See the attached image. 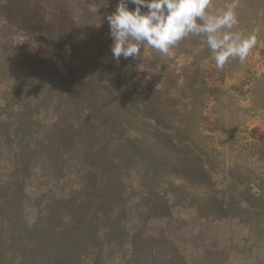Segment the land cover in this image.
Wrapping results in <instances>:
<instances>
[{
    "label": "rangeland",
    "instance_id": "374dc122",
    "mask_svg": "<svg viewBox=\"0 0 264 264\" xmlns=\"http://www.w3.org/2000/svg\"><path fill=\"white\" fill-rule=\"evenodd\" d=\"M35 2L0 0V264H82L101 239L106 264L138 261L128 239L144 193L174 196L180 216L201 219L184 226L202 244L231 243L238 261L264 264V0H239V30L257 44L223 69L195 37L173 58L147 50L117 63L106 19L117 0ZM94 146L97 183L84 166ZM21 212L33 213L32 231H21ZM11 218L13 237H1Z\"/></svg>",
    "mask_w": 264,
    "mask_h": 264
},
{
    "label": "clouds",
    "instance_id": "9594fccd",
    "mask_svg": "<svg viewBox=\"0 0 264 264\" xmlns=\"http://www.w3.org/2000/svg\"><path fill=\"white\" fill-rule=\"evenodd\" d=\"M129 4L134 6L131 10ZM238 6L239 0H225L221 7L213 0H117L115 10L106 16L112 57L119 63L121 57L137 59L153 50L173 58L182 41L195 37L218 69L232 59L243 62L257 39L239 30ZM183 84L181 77L177 87Z\"/></svg>",
    "mask_w": 264,
    "mask_h": 264
},
{
    "label": "crops",
    "instance_id": "0c3cea01",
    "mask_svg": "<svg viewBox=\"0 0 264 264\" xmlns=\"http://www.w3.org/2000/svg\"><path fill=\"white\" fill-rule=\"evenodd\" d=\"M85 174L87 176L89 175L87 173ZM64 178H67L66 174ZM57 183L58 181L52 182L49 185L50 188L56 186ZM85 189L86 187H80L79 191ZM31 197H33V195H31ZM148 197L147 193H144L140 198L141 211L139 213L135 211L133 214L138 226L134 230L129 231L128 239L130 250L134 251L135 248L139 249L137 244H140L144 255L142 254L138 261H128L125 260L122 255H118L117 264H244L242 260L238 261L243 255L242 249L240 253H238L237 249H234L233 244L226 243L207 246L202 244V238H197V236L192 234L193 230L190 229L191 231L188 230L189 232L186 233L184 226L186 222H201L202 220L197 218L196 215H188L187 219L180 216L181 214L179 215V213L183 210V206L178 203L174 196H161L155 201H147ZM16 218L17 222H21V224L24 225L20 228L23 233H26V231L30 232L37 226L33 213L21 212ZM203 221H206L209 225L218 223L217 221L214 222V220ZM7 223L1 230V237L3 236L7 239H11L13 236L9 224H13L12 218ZM18 227L19 226H17V228ZM133 236L136 237L135 245L131 242ZM157 246H163L166 252L161 254L155 253ZM108 247L109 246L104 245L102 239L98 241V244H93V246H84V250L82 251V264H106L103 255ZM112 247L121 251V246H119L118 249V247L113 244ZM88 248H91L90 251L94 256L87 251ZM99 254L100 259L98 256ZM24 263L25 262H21L18 258L17 261L7 260L5 263L1 264Z\"/></svg>",
    "mask_w": 264,
    "mask_h": 264
},
{
    "label": "trees",
    "instance_id": "16d2710c",
    "mask_svg": "<svg viewBox=\"0 0 264 264\" xmlns=\"http://www.w3.org/2000/svg\"><path fill=\"white\" fill-rule=\"evenodd\" d=\"M29 4H30V6H32V9H37L38 10V3L37 2H35V0H29ZM33 19H34V17H33ZM27 21H29L28 23H29V25H31L33 22V20L30 18V20L28 19ZM40 21H42V20H40ZM50 22H43L39 27H43V26H47L48 24H49ZM36 25V24H35ZM49 25H52V26H54V25H56L57 26V24H55V23H50ZM58 25H60L61 27H63V28H65V25H66V21H65V19L64 20H61V22H59L58 23ZM32 26H34L33 24H32ZM51 26V27H52ZM59 27V26H58ZM38 29H40V28H38ZM31 32V31H30ZM40 32V30H37L35 33H36V35H34V33H31L30 35L31 36H33V38H38V40H41V42H42V40H44L45 39V37H44V35H40V34H37V33H39ZM65 34H66V36H67V38H66V40L68 39V37H71V33H70V31H68L67 29L65 30ZM69 39H71V38H69ZM66 40H65V42H64V44H61L62 45V47L63 46H65L66 44H67V42H66ZM44 43V42H43ZM43 46H47V43L45 42V44H43ZM43 51H44V53L46 54H48L49 55V53H48V49L46 48V47H44L43 48ZM42 51V52H43ZM52 56L53 55H50L46 60H45V62L46 63H49V64H51L54 68H53V71H54V73L56 74V73H58V70H57V66H58V63H57V61H54L53 59H52ZM51 57V58H50ZM103 67V66H102ZM104 68V67H103ZM103 68H102V70H103ZM67 142L69 141L68 139H65ZM70 141H72V140H70ZM86 151L88 152V153H90L91 155H92V158H89V160H88V162H89V164L87 163V164H84V166H85V173H87V174H89L88 175V178H87V180H95L94 182L95 183H97L98 181L100 182L101 180V178H100V174H101V167H99L98 166V164L97 165H95V164H93V162H94V159L95 158H93L95 155L97 156V157H99V155H100V151H99V149H98V147L97 146H94V147H87L86 148ZM96 160H97V162L100 160L101 162H103L102 161V159L101 158H96ZM99 163V162H98ZM127 178V177H126ZM125 178V179H126ZM185 182V181H184ZM187 182H189V181H187ZM186 183V182H185ZM93 187H94V185H93ZM123 190H124V188L121 190V192H120V194L123 192ZM85 191H87V190H85ZM87 196H88V194H87Z\"/></svg>",
    "mask_w": 264,
    "mask_h": 264
}]
</instances>
